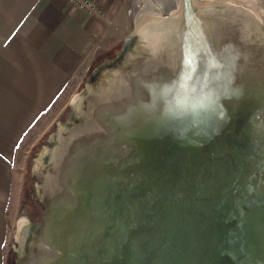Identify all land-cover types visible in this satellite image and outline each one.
<instances>
[{"label": "rangeland", "instance_id": "374dc122", "mask_svg": "<svg viewBox=\"0 0 264 264\" xmlns=\"http://www.w3.org/2000/svg\"><path fill=\"white\" fill-rule=\"evenodd\" d=\"M243 1L237 0V3L242 5L248 3L251 11L260 12V24L264 30V0H248L247 3ZM194 2L197 5L196 8H204L207 4L212 5L211 2L213 3L211 0H194ZM182 5V0H126L124 5L126 17L123 24L117 29L119 37L108 48L101 49L102 52L98 53L100 55L96 61V63L99 62L98 65L92 68L91 72H86L76 87L66 86L58 97L42 111L18 143L14 159V174H20L22 179L25 160L28 154L32 153L30 152L32 145L45 134L41 141L43 142L45 138L48 141V144L42 145L33 156L31 170L35 175V181L24 183L22 191L20 190L22 198L20 199L18 196L14 217L9 220L6 249L9 248L10 255L13 256L12 264H19L17 261L20 259L17 251L20 246L18 236L22 234L21 239L26 246L34 242L39 234L36 231L41 230V227L34 229L31 226L43 218L45 210L43 204L41 217L40 212L33 213L34 207L39 206V204L35 205L37 203L34 200V195L38 197L39 193L37 159L43 148L53 147L52 136L57 132L59 122H63L61 118L67 116L63 112L65 106L72 103L75 95L81 100L84 89L87 87L91 88L96 85L90 93L93 96L100 95L99 97H101L100 109L97 112L99 117L94 121V124L99 126L98 129L103 134L83 137L82 141L70 150L63 168L57 173L58 190L53 197L54 211L50 212L51 218L47 221L51 224L49 223L50 228L44 236L47 251L43 254L47 258H52L54 263L61 261L66 255V248L69 244L68 242L63 243L64 238L62 237L71 232L69 234L73 237V242L67 249L68 252L72 250V247L91 241L90 248L86 247L87 254L91 256V264H99L96 252L100 249L101 254L103 252L101 257H104L108 264H123L125 259L123 255L104 250L106 244L102 235L109 230L111 234L114 233L117 239H134L135 252L131 264H161L162 257L155 245L150 252L146 251L143 233L146 231L147 225H137L135 223L136 216L133 215L132 210L127 208L126 214H118L111 221L106 219L108 213H105V205H102L104 195L100 189L94 193L93 198L97 203L96 210H100L99 212H87L84 205L80 208V201L88 192L86 184L103 175V171L106 169L111 170L108 174L111 182L126 191L129 188L135 190L147 173H155L158 177L163 178L165 176V179L170 181L176 178L179 170H183V177L180 176L179 181H175V184H173L174 181L170 184L172 195L176 198L179 197L182 203L187 200V191L201 194L199 187L203 183V178H200L202 171L207 169L214 171L213 168L219 171V169L225 168V164L220 160L224 157L237 158L239 150L243 148L248 151L252 160L250 165L253 168L254 176H257L256 185L264 184V177L256 171L258 163L264 158V140L261 141L258 138L256 142L249 144L250 138L254 139L251 134L250 122H254L255 127L259 126L255 128L259 136L264 135L260 128L264 127V119L260 116L263 109L256 106L258 101L264 99L262 92L264 81L261 79L264 72L259 71L261 60L257 58L251 62L248 60V56L236 59L235 62L238 63V60L242 58L239 63L244 62L243 68L251 67L257 70L255 76L253 73L249 75L253 79L252 82L244 81L242 77L237 79L235 77L237 73L231 71L232 56L229 53V43L217 36L215 43L212 38L207 40L211 27H215L216 31L219 30L217 35L225 33L228 26L233 27L234 21H231L228 15H225L220 9H214L212 14L211 12L208 14L209 31L206 30L207 32L199 34L194 29L191 35L190 31L185 30V23L180 25V34L173 41L174 46L171 47L174 52L171 70L168 69L166 61L164 62L165 59H161L159 55L158 57L148 55L145 62L141 64L132 62V59L138 58V55L134 56L133 53H130L129 57L125 56L127 48H129L128 44L132 42L135 33L138 38L146 34L147 38L145 37V39L149 44L152 43L148 40L152 29L151 23L156 19H166L167 23L174 18L179 20L182 16ZM186 15L184 14V16ZM229 21H231L230 24ZM237 25L235 24L236 32L242 38L245 30L243 26ZM200 41L204 43L205 48L201 49V53L193 54ZM219 42H221V52L217 51L218 47L216 48ZM240 50L244 51L245 48L240 47ZM188 51H191L194 56L190 66L187 65L188 60L186 59ZM210 53L216 54L215 61L214 56ZM124 66L129 70V76L121 72L124 74L123 77L118 72V70L124 69ZM94 70L98 72L96 77L99 74V77H102L106 83H89ZM113 76H118V78L115 79ZM121 79L124 80L123 83H121ZM114 82L117 87L112 84ZM250 83H254V88L259 87L258 93H254L253 90V93L249 94ZM124 85L128 87L127 90L123 87ZM181 115L191 119L194 115H199L198 117L206 115L208 120L204 123H211L213 129L207 131L195 124L198 131L204 136L199 137L200 141L190 138L191 135L186 136V132L190 130L189 133H193V136L196 137L194 135L195 128L192 129L191 126L189 128L183 126L185 130L172 128L167 135L166 130L174 126L171 124H180L178 120L181 119ZM234 115L236 121L232 122ZM69 117L63 123L67 124L66 122L70 120ZM164 123L166 126L163 127ZM234 123L236 126L239 125L236 139H234L233 126L230 127ZM191 124L194 123L191 122ZM155 127H161V131L156 130ZM241 132L248 133L246 139L242 137ZM171 149L172 152H169ZM47 161L49 160L45 157L42 165L45 168ZM123 168L126 169V173L123 172ZM221 176L222 173L218 172V177L221 178ZM161 183L156 185V189H160ZM157 193V191H153L148 194L157 198ZM256 195L263 197L258 192ZM199 197L202 199V194ZM105 200L107 203L110 202L108 197H105ZM237 215L239 224H242L245 215L242 214L239 206ZM256 215L257 219L254 222L257 223V228L251 234L259 246H262L264 235L260 237V233L264 232V214L257 211ZM189 217L193 226L198 225V222L193 223L192 218L194 217L191 213H189ZM23 218H25V223L20 228L19 221ZM38 218L40 220L35 222ZM240 235L241 226L237 225L232 229L230 238L235 256L228 264H254L255 260L239 256L242 254L239 247ZM108 249H111V246L108 245ZM24 254L25 252H23ZM210 256V251L197 254L193 258V264H211ZM216 264L226 263L219 261Z\"/></svg>", "mask_w": 264, "mask_h": 264}, {"label": "water", "instance_id": "95a60500", "mask_svg": "<svg viewBox=\"0 0 264 264\" xmlns=\"http://www.w3.org/2000/svg\"><path fill=\"white\" fill-rule=\"evenodd\" d=\"M182 9L183 11L185 10V13L182 11L183 17L184 14L188 15V13H191L185 9V3L184 6L182 5ZM151 27L152 29L150 30L151 33L148 36V40L152 43L149 44L147 42L145 39L147 36L146 34L143 36V32L141 33L143 36L141 38H138L135 33L132 42H129L130 44L127 43L129 48H127L125 56L129 57L130 53H133L134 56L138 55V58L132 59V62H135L133 64H141L145 62L148 55L153 57H158L159 55L161 59H165L164 62L166 61L168 69L171 70V60L172 56L174 57V52L171 47L174 46L173 41H175L176 37H178L180 34V25L173 27L172 25L170 26L169 22L167 23L166 19H156V21L151 23ZM237 27L235 24H233V27L229 26V28L225 30V33H221L220 35H217L219 32L218 29L216 31L215 27H211L210 30L213 31V36L207 37V40L212 38L215 43L216 36L217 38L219 37L226 40L229 43V53H231L232 56L231 71L237 73L235 76L237 79L242 77L244 81L252 82L253 79H251L249 75L253 73V76H255L257 70L252 69L251 67L243 68L244 62L242 64L239 63L241 62L242 58L238 60V63L235 61L239 57L244 56H248V60L251 62L258 58L261 60L259 71L264 72V30H262V28L256 29V26L253 23L250 25V33L252 35L249 33H244V38H240L236 32ZM199 43L204 49V44H202L201 41ZM240 47L245 48V50L241 51ZM216 48L218 49V52L222 51L221 42H219ZM215 53H210L212 56H214V61L217 57ZM141 56H143V58H141ZM188 58L189 57L187 55V65L191 64L192 62ZM249 61L247 62L249 63ZM128 71L129 70H127L125 66L124 69L118 70L120 74L121 72H124L125 75L128 74L129 76ZM97 73V70L93 71L92 78L89 80L90 82L92 81L95 83L98 81L99 78L98 76L96 77ZM121 75L124 77V74ZM113 77L115 79L118 78V76ZM261 79L264 81V76L261 77ZM121 81V83H123L124 80L121 79ZM116 82L112 83L114 87L116 86ZM103 83H106V81L103 80ZM253 84L250 83V86H248L250 87L248 90L249 94H252L253 90L254 93H258L259 87L254 88ZM262 85L264 86V83H262ZM95 86L96 85L92 86L91 88L87 87V89H84V95L82 96L83 98L78 102L80 111H76L75 105L77 101L75 104L70 103L72 112L69 117L70 120L66 122L67 124L63 133V138L62 140L51 141L53 147L58 145V148L56 147L58 156L46 157V159L49 161H47V167L44 168V172L49 176L48 185L50 191L48 193L53 204V197L55 194H57L58 190L56 179L57 173L61 168H63L64 161L68 157L70 150L79 144L83 137L88 135L103 134V132L99 131V126L94 124V121L98 120L97 117L99 116L97 112L100 109L99 106L101 103V97H99L100 95L93 96L90 93L91 90H94ZM123 87L126 88L125 90L128 89V87L125 85ZM262 92L264 94V88ZM256 106L257 108L263 109L260 116H262L264 119V99L258 101ZM198 116L199 115H194L191 119L190 117L181 115V119L178 120V123L180 122V124H171L174 126H171L166 130L167 135L170 132L169 130L172 128L185 130L183 126L186 128L191 126L192 129L195 128L196 134L194 133V135H196V137L193 136V133H189L190 130L186 132V136L191 135L190 138H196L197 141H200L199 137H202L203 135L198 131V128L195 124H197L202 129H207V131H211L213 127L211 123H204V121L208 120V116L203 115L206 118ZM235 119L236 116L234 115L232 122H235ZM191 122L194 124H191ZM249 124L252 126L251 134H253L252 137H254V139L250 138L249 144H253V142L258 140V138L261 141L264 140V135L259 136L257 130L255 129L259 126L255 127L254 122H250ZM164 126H166L165 123L163 124V127ZM231 126H233V129L235 127H239V125L236 126L235 123L230 125V127ZM155 128L156 130L161 131V127ZM260 128L264 133V127L262 126ZM244 135L248 136V133ZM139 150L141 152L140 148ZM169 152H172V149ZM249 160L251 164L252 160L250 157ZM220 162L225 164V168L219 169V171L216 170V168H213L214 171L207 169L200 173V178H203V183H201L199 187V193L202 194V199L199 197L201 194L187 191V200L182 202H185V205L181 203L182 200L179 199V197L176 198L174 195H172L170 188V184L173 181V184H175V181H179L180 176L183 177V170H179V172L176 174V178L170 181L166 180L165 176L163 178L158 177L155 175V173H147L143 181L136 187L135 190H131L129 188L128 191H126L125 189L119 188L115 183L111 182V179H109L108 176L111 170L106 169L103 171V175L86 184L88 192L85 197L82 199L80 198V208L84 205V209H86L87 212H99L100 210H96L97 203L95 200H93V198L94 193L100 189L104 195L102 205H105V213H108L106 219L108 218V220L111 221V219L118 214H126L127 208L132 210L133 215L136 216L135 223L139 226L147 225V229L143 233L146 251L150 252L151 248L155 245V248L160 251L162 257L161 264H193V258L195 255L203 254L207 251H210L211 264H216L219 261L228 264L231 258L235 256L234 249L230 243L232 229L239 225L241 226V239L239 247L242 251V254L239 256L255 260L254 264H264V243L262 246H259L257 240H255L254 236L251 234V232L257 228V223L254 222L257 219V211L264 214V184H262V186L256 185L255 179L257 176H254L253 168L251 165H249L251 169V172L249 173L243 166H241L239 153L237 158L224 157L220 160ZM256 171L258 174L264 177V158H262V160L258 163V170ZM123 172L126 173V169L123 168ZM218 172L222 173L221 178L218 177ZM196 175L198 176L197 173ZM160 182H162L160 189H156V185ZM153 191L158 192L157 198L148 194L149 192ZM256 192H258V194L260 196L262 195L263 197L256 195ZM38 196L45 205L44 216L39 222L32 224L31 226H33L32 228L34 229L41 227V230L39 229L36 231L39 233L37 234V237L36 234H34L36 237L34 242L25 246V255L22 259L17 260L18 263L91 264V256H89L86 251V247L88 246L90 248V245H92L91 241L72 247V250L68 252L67 249H69L73 242V237L69 234L71 232L65 234V237L67 236L66 239L65 237H62L64 238L63 243L68 242L69 246L66 248V253L64 252L66 255L63 256L61 261H56L54 263L52 258H47L46 255H43L47 251V245L45 243L46 241L44 236L50 228V222L44 223L48 207L43 202L39 193ZM105 197L110 199L109 203H107ZM238 206L241 208L242 214L245 215L242 224H239L238 221ZM51 211H54V205L52 210H49V212ZM80 211L82 210L80 209ZM189 213H191L194 217L192 218L193 223L198 222V225H192V222L189 221ZM92 225L94 226V222ZM263 235L264 232L260 233V237H263ZM102 239L105 240L106 244L105 246L103 245L104 250L123 255L125 258L123 264L132 263L135 252L133 244L134 239H117L115 238L114 233L111 234L109 230L103 233ZM42 241L44 242L41 243ZM108 245L111 246V249H108ZM96 253L98 254L97 261H99V264H108L104 257H101L103 254V252L101 254V249Z\"/></svg>", "mask_w": 264, "mask_h": 264}, {"label": "crops", "instance_id": "0c3cea01", "mask_svg": "<svg viewBox=\"0 0 264 264\" xmlns=\"http://www.w3.org/2000/svg\"><path fill=\"white\" fill-rule=\"evenodd\" d=\"M126 0H0V264L20 191L16 147L94 56L115 42ZM112 39V40H111Z\"/></svg>", "mask_w": 264, "mask_h": 264}, {"label": "bare ground", "instance_id": "6f19581e", "mask_svg": "<svg viewBox=\"0 0 264 264\" xmlns=\"http://www.w3.org/2000/svg\"><path fill=\"white\" fill-rule=\"evenodd\" d=\"M213 1V3L211 2L212 5L207 4L206 6H204V8H196V3L194 2V0H182L183 2V6L185 3V9H187V11H190L191 13H188V15L184 16L183 15L180 17V19H172L169 24L170 26L172 25L173 27H175L176 25H181L185 23L184 27L185 30L190 31V34L192 35L193 33V28H195L197 30V33H203L204 31L207 32L209 31L208 29V25L210 22L209 21V17L208 14L211 12H213L214 9H220L222 12L225 13V15H228L231 21H234V24H239L241 26H243L245 33H249L250 35H252L250 33V24L254 21V24L256 26V29H260L261 28V14L260 12H253L250 10V7L247 3L248 0H244L243 2H246L247 5H242L237 3V0H211ZM224 1V2H223ZM251 4V3H250ZM185 13V10H184ZM183 19V20H182ZM231 21H229V24L231 23ZM229 27V26H228ZM189 29V30H188ZM207 30V31H206ZM257 32V31H256ZM189 34V33H188ZM203 36V35H202ZM205 36V35H204ZM203 36V37H204ZM213 36V31L209 32V37ZM202 42V41H201ZM206 42V41H205ZM202 44H204L202 42ZM196 49V48H195ZM203 50V46L200 45L197 47L196 50H194L195 52L193 54H198L201 53L200 51ZM187 55L189 57V60L191 61V58H194V56H192V52L188 51ZM173 58V56H172ZM98 81H96L95 83H103V78L99 77L98 74ZM89 83H94V82H89ZM79 97H77L76 95L73 97L72 99V104H75L76 101V111H80V107L78 106V102H79ZM58 129L57 132L52 136V141L53 140H62L63 138V133L66 129V124L63 122H59L58 124ZM234 138L236 139L237 135H238V129L235 127L234 128ZM242 135V137L244 139H246V136L244 135L243 132L240 133ZM58 145L51 147V146H47L45 148L42 149V151L40 152V155L37 159L36 162V170H37V174L39 177V182H38V186H39V193L41 195V198L43 200V202L47 205L48 210H47V214H46V218H45V222L47 223V221L50 218V212L49 210H52V201L50 200V196H49V176L47 173L44 172V168L42 165L44 163L45 157H57L58 153L56 152ZM56 152V153H54ZM239 154H240V164L241 166H243L249 173L251 172L250 169V160H249V156L247 153L246 149H241L239 150ZM25 223V218L21 219L19 221L20 224V228H22V226H24ZM22 233V231H21ZM22 238V234H20L18 236V240L20 242V246L17 248L18 251V255L20 257V259H22L24 257L23 252H25V245L23 243ZM24 247V248H23ZM24 250V251H23Z\"/></svg>", "mask_w": 264, "mask_h": 264}, {"label": "trees", "instance_id": "16d2710c", "mask_svg": "<svg viewBox=\"0 0 264 264\" xmlns=\"http://www.w3.org/2000/svg\"><path fill=\"white\" fill-rule=\"evenodd\" d=\"M100 54H97L94 58H93V60L91 61V63H90V65H89V67H88V69H87V71L86 72H91V69L92 68H94L96 65H98V63H96V61H97V59L99 58L98 56H99ZM63 112H65L66 113V117L64 116V117H62L61 118V121H66V118L67 117H69L70 115H71V112H72V110H71V107H70V105H66L65 106V108H64V111ZM46 135V134H45ZM45 135H42V136H40L37 140H36V142L32 145V149L30 150V152H32L30 155L28 154V156H27V158H26V160H25V165H24V170H23V173H22V180H21V188H20V190L22 191V188H23V185H24V183L25 182H29V183H33V181H35V175H34V173L32 172V170H31V162H32V159H33V156H34V154H35V152L42 146V145H45V144H48V141L46 140V138H45V140L42 142L41 141V139L43 138V136H45ZM21 191H20V195H19V197H20V199L22 198V196H21ZM34 200L36 201V203L37 204H35V205H37L38 206V204H39V206L38 207H34V209H33V213L35 212V213H38V212H40V217H41V214L43 213V203H42V201L37 197V195H34ZM40 220V218H38L37 220H35V222H37V221H39ZM11 253H10V249L9 248H7L6 249V251H5V260H4V264H12V259H13V256H11L10 255Z\"/></svg>", "mask_w": 264, "mask_h": 264}, {"label": "flooded vegetation", "instance_id": "af4514ba", "mask_svg": "<svg viewBox=\"0 0 264 264\" xmlns=\"http://www.w3.org/2000/svg\"><path fill=\"white\" fill-rule=\"evenodd\" d=\"M39 197V196H38Z\"/></svg>", "mask_w": 264, "mask_h": 264}]
</instances>
